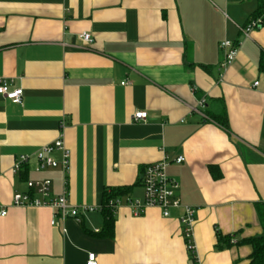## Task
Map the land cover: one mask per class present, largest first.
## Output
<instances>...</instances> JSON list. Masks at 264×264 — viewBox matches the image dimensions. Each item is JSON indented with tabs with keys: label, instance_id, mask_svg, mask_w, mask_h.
I'll list each match as a JSON object with an SVG mask.
<instances>
[{
	"label": "crops",
	"instance_id": "crops-1",
	"mask_svg": "<svg viewBox=\"0 0 264 264\" xmlns=\"http://www.w3.org/2000/svg\"><path fill=\"white\" fill-rule=\"evenodd\" d=\"M263 1L0 0V77L22 88L20 103L0 95V264H86L89 253L97 264H247L243 240L264 233V24L240 28ZM224 39L237 53L223 71ZM137 110L144 120L133 121ZM58 136L67 174L35 171L34 153ZM21 154L25 176L13 172ZM179 155L166 172L194 209L196 260L178 208L133 216L122 203L103 233L105 191L141 200L144 166ZM42 178L51 194L65 190L79 222L53 225L49 206L12 205L27 179Z\"/></svg>",
	"mask_w": 264,
	"mask_h": 264
},
{
	"label": "built area",
	"instance_id": "built-area-1",
	"mask_svg": "<svg viewBox=\"0 0 264 264\" xmlns=\"http://www.w3.org/2000/svg\"><path fill=\"white\" fill-rule=\"evenodd\" d=\"M264 24V9L262 13L253 19H251L243 28H240L241 32L248 36L249 32L256 27ZM80 38L89 43L91 41L90 34L87 32H81ZM219 50L222 54L220 61V69L226 70L232 61L235 59L237 53V44L224 39L219 43ZM222 77V73L219 74ZM264 78V75H263ZM12 80L0 77V95L14 103L21 102L22 88L13 87L10 88ZM125 82L123 81L122 84ZM260 81L254 80L252 87L257 88ZM203 104L202 101L199 102ZM146 111L137 110L133 112V121L144 120L146 118ZM59 154V159L54 157L55 154ZM184 160L183 156H176L173 159L164 156L162 159L154 162H150L144 166L140 185L143 190L142 199L132 198L130 196L116 197L108 200L107 205L111 207L113 211L118 208L122 203H125L131 209L133 216H140L144 213L146 207L155 206L160 209L162 216L167 217L170 215L172 209H180L181 214L178 217L180 231L185 242V247L192 257L196 259L195 245L192 241L193 227H194V209L187 205H182L178 198H176V192L179 187L178 182L169 177L166 168L171 162L181 163ZM34 170L42 171L46 168L59 167L65 176L69 167V150L64 145L63 139L58 136L52 142L42 145L34 153ZM29 163V157L21 154L15 158L13 165V172H19L23 169L24 165ZM66 179H64L65 188ZM51 180L49 178L42 179H27L25 181L26 189L24 191H15L12 196V205L14 206H49L51 207L58 220L52 219L51 224L58 225L66 218H74L76 221H80L79 208L72 206L68 203L65 190L59 194H51L50 192ZM83 209H92L83 206ZM7 213L6 207L0 203V216H5ZM235 243V241H231ZM86 264H97L94 253L87 255Z\"/></svg>",
	"mask_w": 264,
	"mask_h": 264
},
{
	"label": "trees",
	"instance_id": "trees-1",
	"mask_svg": "<svg viewBox=\"0 0 264 264\" xmlns=\"http://www.w3.org/2000/svg\"><path fill=\"white\" fill-rule=\"evenodd\" d=\"M264 5V1L263 4ZM264 6L261 8V11L257 13L258 15L262 12ZM260 67L264 70V53L261 56ZM28 171L27 165L23 166V169L19 171L20 175L25 176ZM129 188H121L116 190H109L105 191L104 193V203L102 206V215H103V233L105 234H112L113 232V210L110 206L107 205L108 200L122 197L127 195ZM259 218L262 226H264V208L259 209ZM100 233V232H99ZM229 237H226V243ZM220 234L217 233V242L221 241ZM243 242L249 244L251 246V253L249 255V261L247 264H264V233L261 235L251 236L243 240ZM236 244L238 242H235ZM193 260H196L194 257L191 256Z\"/></svg>",
	"mask_w": 264,
	"mask_h": 264
}]
</instances>
